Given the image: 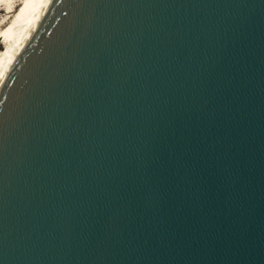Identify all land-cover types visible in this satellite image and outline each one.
<instances>
[{
    "label": "water",
    "instance_id": "obj_1",
    "mask_svg": "<svg viewBox=\"0 0 264 264\" xmlns=\"http://www.w3.org/2000/svg\"><path fill=\"white\" fill-rule=\"evenodd\" d=\"M0 264H264V0H43L0 79Z\"/></svg>",
    "mask_w": 264,
    "mask_h": 264
},
{
    "label": "bare ground",
    "instance_id": "obj_2",
    "mask_svg": "<svg viewBox=\"0 0 264 264\" xmlns=\"http://www.w3.org/2000/svg\"><path fill=\"white\" fill-rule=\"evenodd\" d=\"M3 4L6 5V11L1 10L0 12H5V23L7 24L0 32V37H3V42L6 44V47L0 50V79L3 76V73L8 66L9 59L12 56L14 48L18 46L28 30L31 21L35 15L40 10L43 0H23L20 5L21 9L17 14L14 13L16 8L11 1L13 0H0ZM2 6V3H1ZM4 26V25H3ZM1 28V26H0Z\"/></svg>",
    "mask_w": 264,
    "mask_h": 264
},
{
    "label": "rangeland",
    "instance_id": "obj_3",
    "mask_svg": "<svg viewBox=\"0 0 264 264\" xmlns=\"http://www.w3.org/2000/svg\"><path fill=\"white\" fill-rule=\"evenodd\" d=\"M15 1H16V0H13V1H11V2L14 3V5H15ZM22 1H23V0H18V1L16 2V5H15L16 8H15V10H14V13H15V14H17V13L19 12V10L21 9L22 5H20V4L22 3ZM1 3H2V6H1ZM1 10L6 11V5L3 4L2 1H0V11H1ZM5 17H6L5 12H4V13H3V12H0V26H1L0 31H1V30H2L7 24L10 23V21H8L7 24L5 23V21H4ZM3 25H4V26H3ZM0 33H1V32H0ZM5 47H6V44L3 42V37H0V50H2V49L5 48Z\"/></svg>",
    "mask_w": 264,
    "mask_h": 264
}]
</instances>
